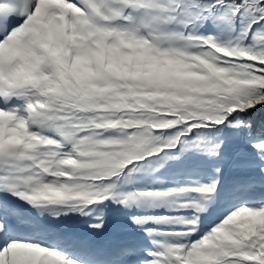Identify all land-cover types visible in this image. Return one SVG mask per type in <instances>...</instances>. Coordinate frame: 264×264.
Wrapping results in <instances>:
<instances>
[{
  "label": "snow or ice",
  "instance_id": "1",
  "mask_svg": "<svg viewBox=\"0 0 264 264\" xmlns=\"http://www.w3.org/2000/svg\"><path fill=\"white\" fill-rule=\"evenodd\" d=\"M0 264H264V0H0Z\"/></svg>",
  "mask_w": 264,
  "mask_h": 264
}]
</instances>
